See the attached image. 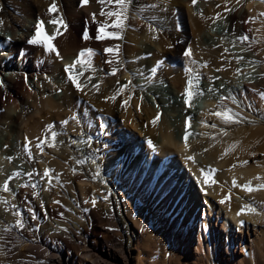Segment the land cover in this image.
<instances>
[{"label": "bare ground", "instance_id": "1", "mask_svg": "<svg viewBox=\"0 0 264 264\" xmlns=\"http://www.w3.org/2000/svg\"><path fill=\"white\" fill-rule=\"evenodd\" d=\"M53 3L58 12L49 13ZM115 7L0 0V184L21 172L14 200L0 187V264H264V0H132L121 29L111 26L115 17L100 15ZM61 17L66 28L51 23ZM41 20L56 51L29 43ZM224 20L227 35L218 32ZM102 24L121 38L101 39ZM242 35L249 40L242 43ZM117 47L118 54L107 51ZM86 49L95 53L92 62L72 70L81 73L80 90L67 67ZM146 70L140 91L136 73ZM196 77L205 98L189 106L187 81ZM35 79L42 87H31ZM164 81L180 94L179 116L153 86ZM214 107L232 109L241 122L225 123L208 112ZM68 120L73 144L59 134ZM49 125L55 146L41 151ZM195 181L211 196L204 204L189 187ZM249 182L259 190H245ZM195 244L197 260L189 255Z\"/></svg>", "mask_w": 264, "mask_h": 264}, {"label": "snow or ice", "instance_id": "2", "mask_svg": "<svg viewBox=\"0 0 264 264\" xmlns=\"http://www.w3.org/2000/svg\"><path fill=\"white\" fill-rule=\"evenodd\" d=\"M99 2L101 4H104V3H110V4H114L116 7L114 10L112 11H107V12H104V11H101L100 15L102 16H109V17H115V22L111 25L113 28H117V29H121L125 23V21L127 20V10L132 2V0H99ZM196 0H193V3H195ZM237 3L240 2V0H236ZM83 3L86 5L89 3V0H83ZM229 11H231V9H228ZM48 12L49 13H56L58 12V8L56 6L55 3H53L52 5L49 6V9H48ZM260 15L264 16V13H261ZM93 16H95V14H93ZM219 18V17H218ZM245 23H248L249 21H244ZM51 23L53 24H58V25H61L62 27L66 28L67 25L64 24L63 22V19L62 17L59 19V20H52ZM108 27L107 24H102L101 25V36L100 38L103 39V38H112V39H118V38H121L119 33L118 32H106L105 29ZM57 32H59V28L57 29ZM85 38H88V37H85ZM55 39V36L54 35H49L46 30H45V25H44V21L41 20L37 25H36V29H35V35L34 37L29 41V43H32V44H37V43H40V44H43L47 50L49 52H52V51H56L55 49V46L54 44L52 43V41ZM238 39L243 43V42H246L249 40V37L247 35H242L240 37H238ZM107 51L109 53H117L118 54V47L113 49V48H108ZM57 55H59L58 51H57ZM95 55V53L93 52L92 49H86V50H82L79 55H78V58L76 59V61L73 63V64H70L68 65L67 67V71H68V74H69V79L72 80L73 83L76 84V87L80 90H83L81 88V85L80 83L78 82L77 80V75H80L81 73H77V75H73L72 73V70L76 67V65L78 64H85V65H88L92 62V57ZM185 56H189L191 57L192 55V49L189 48L185 53H184ZM238 59H243V57H239ZM116 71H118V69H114L113 70V75H115ZM199 80V77H196L195 78V81L194 79H189L187 84H188V88L186 90V97H187V100L186 102L189 103V106H191V100L194 99L196 96H199V95H203V92L201 90L198 89V86H197V82ZM131 82H129L130 84ZM94 87H97V90H98V85H94ZM125 88H127V85L125 86H122L121 89L119 90L121 93L125 90ZM209 91H212V89H209ZM262 96H264V93H261ZM111 99H115V97H112ZM125 104L128 103L127 100L124 101ZM221 107L223 108V105H221ZM214 115L216 116H219V117H222V119L224 120L225 123H240L241 122V118H240V115L238 113H235L232 111V109H225L224 111H217L214 113ZM73 119H75V117H73ZM159 119V116L156 117L155 120L152 121L153 124L156 123V121ZM64 123L66 124L67 121H64ZM211 127L215 128L216 125L215 124H212ZM52 128L53 126L52 125H49V129L48 131L50 132V137L49 136H45L44 140L41 141V144H38L37 147H39L41 149V151H43V144H48L49 147H54L55 146V141H56V138H57V133L55 131H52ZM225 135H227V133L225 132L224 133ZM184 140L185 142H187L188 140V135L186 134L185 137H184ZM5 147H7V145H5ZM29 155H31V151L29 150ZM9 159H11V157H9ZM189 160H194L193 157L189 156L188 157ZM82 162V161H81ZM244 163H247V161H245ZM203 171V170H202ZM51 170H46L43 175L45 177H48L49 178V183L51 182ZM21 175V172H16L14 174V177H19ZM27 175L29 177L32 176V173L29 172L27 173ZM13 177H10L9 179H12ZM208 181L205 180V183H207ZM233 184L235 186V181H233ZM251 182H249L248 184H245L243 185V188L249 192H252V191H256V190H259V188H264V184L260 185L259 188H252L251 186ZM27 186V185H25ZM3 191L5 192H8L10 191V188H9V182L8 181H5V183L3 184ZM31 187L35 188L36 185L33 184L31 185ZM230 198V197H229ZM224 202V201H222ZM5 203H7V201H5ZM57 203H59V201H57ZM13 207H16L15 205ZM248 210L249 211H255V209H252L250 206H248ZM18 217L21 216L22 214L20 212H16L15 213ZM240 214H244L243 213V210ZM17 227H20V228H23L24 227V223L22 221V219H18L17 220Z\"/></svg>", "mask_w": 264, "mask_h": 264}, {"label": "rangeland", "instance_id": "3", "mask_svg": "<svg viewBox=\"0 0 264 264\" xmlns=\"http://www.w3.org/2000/svg\"><path fill=\"white\" fill-rule=\"evenodd\" d=\"M1 12H2V10L0 9V14H1ZM182 29L184 30V31H188V29L187 28H185V27H183L182 26ZM228 29H229V22L228 21H226V20H224L221 24H220V26L218 27V32L219 33H224V35H227V33H228ZM154 49V48H153ZM183 50V49H182ZM2 54H4V55H6V56H8V54H9V52H4V53H2ZM148 71L146 70L145 72H141V71H137V73H136V77H135V86L140 90V91H145V88H146V86L145 87H143L144 85H146L147 84V82H148V78H147V73ZM143 74V75H142ZM145 74V75H144ZM144 80V81H143ZM30 81H28V83H29ZM142 82V83H141ZM163 83H165V85H163ZM30 84H31V87H34V85H37V86H39V87H42V84L40 83V84H37V79H35V80H33L32 82H30ZM36 86V87H37ZM153 86H158V89L159 88H161V92H160V94H162L163 95V97H161V99H162V101H163V104L166 106V109L168 110V109H170V106H172V105H174V107H175V109L177 110V113H176V115L178 114V116L180 115V114H182V109L181 108H179V106H178V108H177V103L180 101L181 102V100H180V94L177 92V90L172 86V84H170L169 82H167V81H164V82H162V83H159V84H154ZM160 86V87H159ZM224 90H225V88H223ZM62 93V92H61ZM205 98V97H204ZM208 99H204V103H205V107H209L208 105H206V104H210V103H212V100L210 99V100H208ZM169 103V104H168ZM204 103H203V105H204ZM206 110H204L203 109V111L201 112V118H203L205 121L207 120V116L206 115H208V114H206L205 116H204V114L205 113H203V112H205ZM211 111V112H210ZM216 111V107H214L213 109H211V108H209L208 109V112L209 113H211V115L212 114H214V112ZM170 112V111H169ZM160 114V113H159ZM175 115V116H176ZM111 118V117H110ZM206 118V119H205ZM215 118V117H214ZM214 118H212V119H214ZM75 122H77V117H75V119H73ZM205 121H201V119H200V121L198 122L199 123V125H198V127H199V131H200V133H203V134H205V132H206V130H208V128L205 126L206 125V123H205ZM73 121H70V120H68L67 121V123L65 124L64 122H62V123H60V124H58L59 125V127L60 128H62V130H63V132H61V129H60V135H62L63 136V139H66V140H63V141H67V143H72L73 144V142H72V138L74 137V134L73 133H75V131H69L70 130V125H71V123H72ZM74 122V123H75ZM147 125V124H146ZM203 126H205V127H203ZM204 128V129H203ZM139 130H141V128L139 129ZM188 130V127H187V124L185 123V130H184V133H183V135H182V138H183V136L185 135V133H186V131ZM198 131V132H199ZM106 132H107V129H106ZM137 132V134H138V131H136ZM197 132V134H198V137H199V135H200V133H198ZM2 135V133H0V137H2L1 136ZM140 136H141V138H142V134H140ZM72 139V140H71ZM92 141H93V139H91ZM117 142V141H116ZM64 143V142H63ZM93 143H95V141H93ZM135 143H137L136 141H135ZM19 145V144H18ZM69 150V149H68ZM116 150H119V148H117ZM40 154V157H48V159L50 158V157H52V155L51 156H48L47 155V153H44V152H40L39 153ZM175 155H177V154H175ZM175 155H172V157H170L171 159H172V161H175L174 162V164H175V169H176V171H180V172H182V170L184 171V167H183V162L181 161V159L179 158H177ZM177 158V159H176ZM47 159V160H48ZM46 160H44L43 159V162H45ZM182 162V163H181ZM177 163V164H176ZM91 165L92 166H94V164L93 163H91ZM177 165H179V166H177ZM101 169H98V173H100V174H102L101 172ZM187 171H189V169H187ZM16 172H19L18 170H16V171H14V172H12L11 173V175H9L8 177H6V178H4V180H3V183H1L0 184V187H1V189L3 190V184L5 183V181H8L9 182V188H10V191H8V192H5V191H3L4 193H9V194H11L10 195V198L9 199H13L14 197H15V192H14V187H17V185L15 186V185H13L16 181H19L20 179L18 178V177H14V174L16 173ZM181 174V173H180ZM183 174H185V173H183ZM182 174V175H183ZM10 177H13L12 179H9ZM61 177V176H60ZM22 179V178H21ZM140 180V179H139ZM63 180H61L60 182H58L57 184H63V186H65L66 185V183L64 184L63 182H62ZM11 182V183H10ZM192 185H189V187H191L192 189H193V191H194V193L196 194V196L198 195V201L200 202V204L201 203H206L207 202V199H210L209 197H211L210 195H208L207 193H203V192H198L199 190H200V188H201V186L199 185V183H198V181H197V184H196V181H195V183L193 182H190ZM107 186H109L107 183H105ZM13 185V186H12ZM199 187H198V186ZM60 186H62V185H60ZM62 188V187H61ZM198 188V189H197ZM202 190V189H201ZM118 192H124L122 189H121V187H119L118 188V190H117ZM12 192H14V193H12ZM66 196L67 197H69L70 196V194H69V191L66 193ZM9 199H7V200H9ZM100 201L102 200L103 201V199L102 198H98ZM14 200V199H13ZM205 200V201H204ZM8 202V201H7ZM0 203H1V197H0ZM4 203V202H3ZM203 203V204H204ZM179 219V215H177V216H175V220L177 221ZM175 221V222H176ZM123 228L121 227H118V230H117V234H118V236H119V238L120 237H122V234L124 233V230H122ZM125 229V228H124ZM236 245V244H235ZM170 248H172V247H169V248H167V251H168V255H167V258L169 259L170 257H171V255H172V250H170ZM197 248H198V246H197V244H195V245H193L192 246V250H189V255H191L192 256V258L193 259H199V257H200V252H197ZM39 251V250H38ZM40 253V252H39ZM191 253V254H190ZM120 257H121V259H122V255H120V254H118ZM223 257V256H222ZM123 260V259H122ZM159 260H160V257H159ZM189 261H192V259H190ZM194 261V260H193ZM37 263V262H36ZM67 263H69V262H67ZM38 264V263H37ZM185 264V263H184Z\"/></svg>", "mask_w": 264, "mask_h": 264}]
</instances>
